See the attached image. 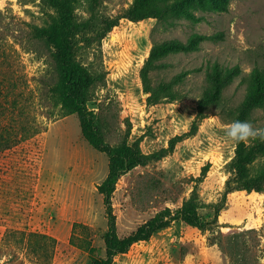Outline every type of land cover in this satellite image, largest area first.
Returning <instances> with one entry per match:
<instances>
[{
	"label": "rangeland",
	"instance_id": "rangeland-1",
	"mask_svg": "<svg viewBox=\"0 0 264 264\" xmlns=\"http://www.w3.org/2000/svg\"><path fill=\"white\" fill-rule=\"evenodd\" d=\"M69 1L78 20L94 23L74 39L78 59L105 76L94 102L107 140L126 139L143 155L111 192L118 233L129 235L196 193L199 225L175 219L113 264H264V190L244 188L238 143L225 135L255 89L256 68L264 70V0H186L170 20L139 21L123 16L134 0ZM54 13L42 0H0V264H93L105 255L109 217L98 185L111 158L84 138L79 116L50 97L53 56L37 33ZM116 19L100 39L97 30ZM165 39L193 43L157 61L167 65L154 70L153 85L173 81L179 98L153 102L142 67ZM216 63L231 78L218 102L200 111ZM26 121L35 134L26 135ZM250 122L264 128V106ZM246 147L253 166L264 164L255 140ZM89 239L95 256L85 248Z\"/></svg>",
	"mask_w": 264,
	"mask_h": 264
},
{
	"label": "trees",
	"instance_id": "trees-1",
	"mask_svg": "<svg viewBox=\"0 0 264 264\" xmlns=\"http://www.w3.org/2000/svg\"><path fill=\"white\" fill-rule=\"evenodd\" d=\"M46 8L54 9L51 21L47 26L38 29L37 38L44 40L51 48L56 80L50 86L49 93L55 105H60L68 114L76 113L81 120L82 134L84 138L98 151L106 152L110 158V171L107 178L98 185L99 192L104 197L109 217L108 230L102 237L105 243V255L95 256L98 248L91 245L92 240H87L86 250L94 255L93 264H113L118 254L127 252L138 241L148 240L152 235L168 227L175 219H182L188 224L197 226L200 224L197 212L194 192L183 206L173 210L165 207L158 211L149 221L139 226L129 235L122 236L118 233L116 215L113 213L111 192L115 187L121 173L143 161L142 153L135 147L128 145L126 139L113 145L107 140L105 122L96 111L97 103L94 102V89L99 81L104 80V73L91 69L89 65L77 57L75 34L78 31H87L94 28L91 19L80 21L74 14V7L69 0H42ZM186 0H134L133 4L125 11L124 17L133 21H139L149 17H157L162 20H170L178 14L180 4ZM117 24V19L109 22L103 30H97L99 38H103L107 31ZM95 29V28H94ZM93 29V30H94ZM193 41L184 43L179 39H165L154 43L151 54L142 67V80L144 90L150 93L149 99L157 102L162 98L178 99V93L174 90L173 81H161L157 85L152 83V74L156 68L165 66L157 64L158 60L168 56V51L176 48L191 46ZM163 66V67H164ZM209 81L204 90V100L200 101V111L211 102H218L217 98L228 85L231 78V70L216 63L213 69L208 71ZM254 90L248 92L246 98L237 106L231 114L232 121H250L253 110L264 106V70L256 68L254 73ZM214 99V100H213ZM37 128L26 121V135L35 134ZM257 156L264 158V140L255 139ZM254 157L247 150L246 142H239L235 168L238 176L245 180L244 188L249 192H262L264 190V164L253 166ZM207 172V166L204 168Z\"/></svg>",
	"mask_w": 264,
	"mask_h": 264
},
{
	"label": "clouds",
	"instance_id": "clouds-1",
	"mask_svg": "<svg viewBox=\"0 0 264 264\" xmlns=\"http://www.w3.org/2000/svg\"><path fill=\"white\" fill-rule=\"evenodd\" d=\"M225 135L236 143L247 142L257 138L264 140V128H257L247 120H235L225 129Z\"/></svg>",
	"mask_w": 264,
	"mask_h": 264
},
{
	"label": "bare ground",
	"instance_id": "bare-ground-1",
	"mask_svg": "<svg viewBox=\"0 0 264 264\" xmlns=\"http://www.w3.org/2000/svg\"><path fill=\"white\" fill-rule=\"evenodd\" d=\"M115 38V36H113Z\"/></svg>",
	"mask_w": 264,
	"mask_h": 264
}]
</instances>
